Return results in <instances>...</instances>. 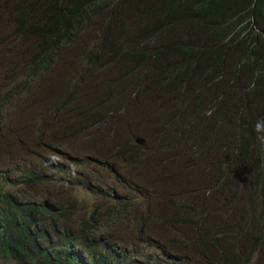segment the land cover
<instances>
[{"label": "rangeland", "instance_id": "rangeland-1", "mask_svg": "<svg viewBox=\"0 0 264 264\" xmlns=\"http://www.w3.org/2000/svg\"><path fill=\"white\" fill-rule=\"evenodd\" d=\"M19 1L22 4L23 0H0V198L15 195L55 202L66 211L65 224L77 236L84 220L101 215L106 243L128 264H231L222 251L230 246L238 264H264L261 138L256 142L260 156L237 150L231 142L241 132L237 133V120L245 110L240 84L249 74L235 72L242 78L235 83L231 73L209 74L191 58L195 70H188L190 77L178 81L175 90L184 86L190 93H181L178 101L174 93L148 86L157 66L125 60L116 67L89 66L86 57L92 46L105 26L119 17L109 6L92 16L72 45L36 67L35 38H20L19 14L42 12L47 3L20 9ZM139 7L140 21L152 22ZM126 12L122 38L131 35L138 22L137 11ZM186 39L190 34L188 38L183 24L166 26L149 40L137 41L135 49L167 47ZM219 53L220 63H233L225 47L219 45ZM118 72L135 77L119 78L111 92L106 91ZM137 74L142 81L136 80ZM130 78L136 80L132 87L147 86L148 92L135 96L129 90ZM113 92L119 102L110 98ZM104 97L111 99L109 104L96 107ZM188 97L197 99L190 102ZM229 99L234 117L230 109L225 117L221 106L217 117L224 118L214 119L216 108L208 105ZM200 112L208 122H202ZM247 157L250 170L244 169ZM220 170L236 176L237 188L226 181L225 187L215 183ZM42 175L57 180H39ZM215 184L221 188L219 194L212 192ZM120 198L123 206L115 205ZM113 208L117 213L110 216ZM81 254L86 255L84 249ZM0 264L18 263L0 258Z\"/></svg>", "mask_w": 264, "mask_h": 264}, {"label": "trees", "instance_id": "trees-1", "mask_svg": "<svg viewBox=\"0 0 264 264\" xmlns=\"http://www.w3.org/2000/svg\"><path fill=\"white\" fill-rule=\"evenodd\" d=\"M40 2H46L47 7L42 6L41 11L45 14L39 20V28H30L38 13L31 16L19 14L20 26L17 30L28 34L33 31L48 41L44 49L36 52L35 58L39 61L36 62V67L52 59L55 53L51 49L54 46L59 44L60 48H63L65 45H72L75 35L91 21L92 16L109 6L112 10L115 7L120 14L105 26L99 41L92 46L86 57L89 66L106 64L116 67L122 60L135 65L157 66L158 73L152 77L148 86L174 93L173 97L178 101H181V93L185 96L190 93L184 86L176 92L175 90L178 81L184 83L190 77L188 70H195V66L190 64L191 58L200 69L209 74L231 73L235 83L242 81L235 72L237 75L248 73L249 77L240 84V105L245 110L240 112L237 120V133L238 129H241V132L231 142L234 141L233 146L237 150L260 156L256 142L261 138V150L264 152V0H23L22 4L19 1V8H31L33 4ZM139 6L142 7L146 18L152 22L140 21ZM127 9L137 11L135 19L140 23L137 22L130 30L133 31L131 35L122 38V18L127 16ZM86 21L87 23L83 24ZM177 24L185 26L186 35L189 38L190 34V39L174 42L167 47L163 45L150 50L145 47L135 49L137 41L143 43L152 38L158 30L163 31L166 26L167 29L174 28ZM124 42L132 43L127 47ZM219 45L225 47V52L234 57L232 64L219 62ZM111 52L115 53L114 57ZM91 55L94 57L90 58ZM162 62L165 63L164 69ZM35 70L36 68L30 70V75L31 71ZM127 76L135 77L134 73L118 72L116 80L108 82L106 91L111 92V87L116 86L119 78L124 81ZM136 80L142 81L143 77L137 74ZM135 82L130 78L128 84L129 90L133 91L135 96L137 92H148L147 86L142 89L132 87ZM115 97V94L110 96L119 102ZM220 97L228 98L224 94ZM110 98L104 97L96 107L101 103L109 104ZM186 99L195 102L197 98ZM11 103L12 101L6 100L7 105H12ZM167 103L173 105L170 101ZM208 106L216 108V114L212 116L216 120L224 118L217 117L221 106L226 108L225 117L229 109L234 117V104L230 99L217 106L211 103ZM198 116L202 122L209 121V117L203 112ZM183 119L186 121L184 116ZM186 155L190 161L193 160L187 151ZM184 160L187 162L185 157ZM244 161V169L250 170V159L247 157ZM259 167L260 165L257 170H260ZM262 178L264 173L261 172V180ZM40 179H48L49 183L57 180L51 175L49 178L42 175ZM225 181L235 184L237 188L236 176L229 171L222 174L220 170L215 183L225 187ZM218 184L212 187L213 193H220ZM115 196L113 194V197ZM115 205L123 206V200L120 198ZM110 210V216L117 213L114 208ZM68 219L66 211L58 209L55 202H37L15 195L0 198V258L18 264H128L126 260L122 261L116 257L114 250L106 243L105 227L102 225L104 220L101 215L96 213L91 219L84 220L78 228L79 236L72 233V228L65 224ZM82 249L86 255L81 254ZM234 249L232 246L223 248V254L226 252L223 257L231 264H238L231 255Z\"/></svg>", "mask_w": 264, "mask_h": 264}, {"label": "clouds", "instance_id": "clouds-1", "mask_svg": "<svg viewBox=\"0 0 264 264\" xmlns=\"http://www.w3.org/2000/svg\"><path fill=\"white\" fill-rule=\"evenodd\" d=\"M44 12H40L37 14L35 20H34V23L30 26V28H32L33 26H37V25H40L39 23V20L44 16ZM37 23V24H36ZM86 22H84L83 24H86ZM28 35V33L26 32H20V38L22 39H25L26 36ZM29 35H32L35 39L33 41L34 45H35V54L37 52V50H40V49H44L47 44H48V41L43 39L42 37L36 35L33 31L29 34ZM66 47V45L63 47V48H60L59 44L54 46L51 51H53V53H60L63 51V49ZM37 55V54H36Z\"/></svg>", "mask_w": 264, "mask_h": 264}]
</instances>
